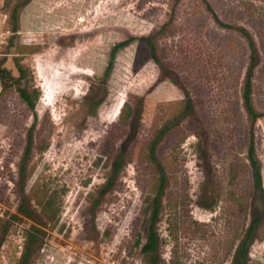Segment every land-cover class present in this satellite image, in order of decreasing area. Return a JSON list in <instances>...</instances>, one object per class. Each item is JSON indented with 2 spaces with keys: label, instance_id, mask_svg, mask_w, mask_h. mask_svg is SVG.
<instances>
[{
  "label": "rangeland",
  "instance_id": "374dc122",
  "mask_svg": "<svg viewBox=\"0 0 264 264\" xmlns=\"http://www.w3.org/2000/svg\"><path fill=\"white\" fill-rule=\"evenodd\" d=\"M1 66L0 264H264V0H0Z\"/></svg>",
  "mask_w": 264,
  "mask_h": 264
},
{
  "label": "trees",
  "instance_id": "16d2710c",
  "mask_svg": "<svg viewBox=\"0 0 264 264\" xmlns=\"http://www.w3.org/2000/svg\"><path fill=\"white\" fill-rule=\"evenodd\" d=\"M153 44V43H152ZM124 45V42H121L119 44H116L113 49H112V53L111 55H115L116 51L122 47ZM154 45V44H153ZM0 80L2 83V86L4 89H7L9 87V85L12 82L10 81H16L17 79L12 75V73L10 72V70H8L5 66H1L0 67ZM21 93L22 96L24 98V100L27 101L28 105L30 107L34 106V101L31 99L30 95L28 94V92L25 89H21ZM246 97V105H247V110L248 113L250 114L252 119L258 118L260 116H262V113H259L256 108L254 107V105L252 104L251 101V97H250V93L247 92L245 94ZM254 152H255V143H254V133H253V129L251 128V132H250V143H249V158L251 160V164L254 167V184L256 186V188L260 189L261 192L263 193V178H262V173L259 167V164L254 156ZM42 200V199H41ZM41 200H39L40 202H42ZM46 207H50V202H46L45 203ZM260 216H257L253 219L252 221V225L249 227L247 234L245 235V238L241 241L240 245L238 246L237 250H236V254L234 256V262L233 264H248L247 262V253H248V249L252 240V233L254 228L256 227L257 222L259 221ZM33 236V235H32ZM156 233L152 234V239L151 241L147 244V249L148 250H152L155 248V244H156ZM156 258L155 257L152 260L151 264H156Z\"/></svg>",
  "mask_w": 264,
  "mask_h": 264
}]
</instances>
